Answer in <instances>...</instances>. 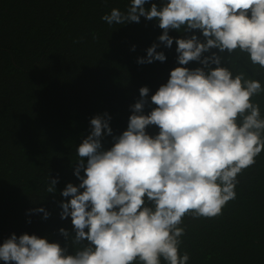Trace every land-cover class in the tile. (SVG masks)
Here are the masks:
<instances>
[{
	"label": "clouds",
	"instance_id": "clouds-1",
	"mask_svg": "<svg viewBox=\"0 0 264 264\" xmlns=\"http://www.w3.org/2000/svg\"><path fill=\"white\" fill-rule=\"evenodd\" d=\"M141 17L158 21V39L168 48L175 39L171 30H199L204 40L195 34L175 39L180 66L151 96L155 108L147 114L150 90L140 89L127 130L113 137L110 149L102 141L113 135L111 116L91 119V133L77 149L81 183L62 192L71 197L61 204V218L71 217L74 253L47 238L12 234L0 245L5 264H188L189 254L180 252L184 218L223 215L236 199L239 175L264 152V118L253 99L264 86L234 75L220 54L204 56L212 49L244 53L264 68V0H166L162 7L130 0L126 13L113 8L101 19L111 26ZM158 47L153 44L138 63L164 62ZM193 61L204 67H185ZM149 126L159 133L150 135ZM56 184L50 180L47 192Z\"/></svg>",
	"mask_w": 264,
	"mask_h": 264
},
{
	"label": "trees",
	"instance_id": "trees-1",
	"mask_svg": "<svg viewBox=\"0 0 264 264\" xmlns=\"http://www.w3.org/2000/svg\"><path fill=\"white\" fill-rule=\"evenodd\" d=\"M152 2L162 7L166 0ZM129 5L130 0H0V245L12 234H29L74 253L71 217L61 218V204L71 197L62 192L69 183H81L77 149L91 133V119L111 116L113 135L102 141L110 149L113 137L127 130L140 89L150 90L147 114L155 108L151 96L180 66L175 39L195 34L204 40L199 30H171L175 39L168 48L158 39L163 30L156 19L111 26L101 19L113 8L126 13ZM153 44L166 60L138 63ZM213 52L234 75L244 73L264 86V68L253 66L246 54L212 49L204 56ZM185 67L204 66L193 61ZM253 99L264 118V92ZM147 131L155 136L159 128ZM52 179L56 190L49 193ZM238 179L236 199L223 215L184 218L180 252L189 254L188 264H264V152ZM39 208L50 215L45 218Z\"/></svg>",
	"mask_w": 264,
	"mask_h": 264
}]
</instances>
